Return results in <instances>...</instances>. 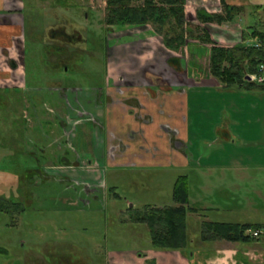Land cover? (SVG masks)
<instances>
[{"label": "crops", "instance_id": "0c3cea01", "mask_svg": "<svg viewBox=\"0 0 264 264\" xmlns=\"http://www.w3.org/2000/svg\"><path fill=\"white\" fill-rule=\"evenodd\" d=\"M201 1L206 11H221L219 0ZM230 2L242 5L243 10L232 21L207 25L213 43L190 39L182 52L168 49L150 25L116 26L121 30L111 33L115 41L103 87L93 92L71 88L66 93L37 89L50 91L44 93L51 102L45 115L34 110L42 95L36 92L32 103H27L32 109L27 127H37L30 140L32 148L45 150L51 159L53 156L47 168L81 186L79 194L96 197L98 188L105 186V168L129 167L141 172L173 168L179 173L174 183L185 176L187 205L194 209L186 218V247L148 250L138 260L129 253L117 254L120 264H142V260L150 264H264V228L248 230V239L243 241L205 238L202 233V224L210 221L264 225V82L248 89L225 88L202 65V58L208 65L212 44L231 47L241 40L242 30L232 35L225 28L242 20L245 11L243 30L251 29L252 17L254 22L257 17L264 20V0ZM257 6L260 9L254 11ZM22 9V0H0V78L14 77L17 80L12 86L18 89L26 87L23 68L17 65L10 71L5 59H16L22 47ZM191 12L194 15L190 21L194 23L196 9ZM194 24L199 22L195 19ZM110 27L115 30V26ZM130 28L137 32L131 34ZM41 122L47 124L52 136L39 132ZM73 124L84 129L78 149L91 159L75 150L64 154V148L70 150L61 143L64 129L70 128L69 140L77 138L71 130ZM21 140L0 133V159L21 152ZM248 181L255 183V192L249 189ZM26 197L31 198L29 194ZM18 201L25 207L22 200ZM252 230H260L259 235L254 237ZM44 235L32 238L51 237ZM51 243L43 246L49 248ZM24 244L20 239L16 249L20 252ZM16 249L0 242V259L12 258L8 264H39L33 255L25 261L13 259L18 255Z\"/></svg>", "mask_w": 264, "mask_h": 264}, {"label": "rangeland", "instance_id": "374dc122", "mask_svg": "<svg viewBox=\"0 0 264 264\" xmlns=\"http://www.w3.org/2000/svg\"><path fill=\"white\" fill-rule=\"evenodd\" d=\"M22 2L20 31L23 81L26 87L15 93L0 89V133L15 135L17 140L23 137V141L19 144L21 152L15 157L0 159V200H22L25 207L23 211L12 209L6 212L0 209L1 245L6 243L16 249L18 241L22 239L25 241L23 250L19 252L16 249L19 256H14L13 259L20 258L25 261L33 255L43 264H120L117 254L121 253L132 254L137 260L143 259L144 252L159 248L152 246L147 225L133 222L130 217L135 209H143L145 205L161 207L173 204V183L179 173L173 168L145 172L134 171L129 167L105 168L102 173L105 186L98 188L96 197L79 194L81 186L71 181L59 180L60 174L47 168L53 162V156L51 159L48 152L40 151L35 146L32 148L30 140L37 127H34V130L28 128L27 124L30 122L27 118L23 119L32 116V109L27 103H32L30 99L36 92L42 95L43 99L34 104L35 113L45 115L46 106H51L44 94L50 91L40 92L37 89L53 86L57 92L71 88L93 92L103 87L107 63L112 56L110 50L115 41L111 33L121 29H117L115 25L114 30L103 22L105 0ZM73 2L78 4L80 9L79 6L77 9L76 6L68 7L70 4L74 6ZM201 6V0H188L186 10L189 17L194 15L191 11ZM245 12L242 20L225 28L226 33L237 35L235 30H243L247 17ZM252 19L254 24L255 19ZM62 24L77 29L82 35V40L75 43L73 48L69 45L66 47V54L72 51L76 53L69 55V60L66 58L67 64L64 65H60L56 58L59 52H52L48 46L49 29ZM248 30L251 31L252 28ZM128 31L131 34L137 32L134 28ZM249 39L255 40L251 36ZM61 59L63 62L65 58ZM202 59V65L207 67V59ZM33 89L36 90L31 91ZM4 124L5 127L1 126ZM38 130L44 135L52 136L44 122H41ZM83 131L80 126L77 127V138L69 140L72 145L68 151L71 154L75 150L84 158L91 159V156H85L86 153L83 154L78 149V141L85 137ZM47 139L44 146L49 142ZM247 185L255 192L253 181H248ZM28 194L31 196L30 200L26 197ZM257 202L259 203V200ZM255 213L259 215L260 210ZM40 233L51 237L32 238ZM46 242H50L52 246H43ZM38 245L42 246L39 248ZM49 250L52 251L53 257H47L46 252ZM1 261L8 264L12 258H1L0 264ZM141 262L150 264L145 260Z\"/></svg>", "mask_w": 264, "mask_h": 264}, {"label": "trees", "instance_id": "16d2710c", "mask_svg": "<svg viewBox=\"0 0 264 264\" xmlns=\"http://www.w3.org/2000/svg\"><path fill=\"white\" fill-rule=\"evenodd\" d=\"M219 1V12L197 8L195 19L199 24H194L185 11L187 0H105L103 22L107 26L150 25L168 49L182 52L190 39H197L200 43H213L207 25L232 21L243 10L242 5L233 4L230 0ZM259 9L257 6L254 11ZM256 20L251 31L248 30L250 27L242 30L241 40L233 46L212 45L209 48V74L225 88L248 89L255 85V82L245 79V75L259 74L258 67L264 63V20L259 21V17ZM250 36L255 42H250ZM172 200L173 204L170 205H145L143 209H135L130 217L133 222L147 225L150 242L155 248L180 249L186 247L189 241L186 218L188 212L194 209L187 205L188 187L185 176H180L175 181ZM0 209L6 212L12 209L22 211L24 206L20 201L1 199ZM262 228L264 225L210 221L202 224V233L205 238L243 241L248 239V230Z\"/></svg>", "mask_w": 264, "mask_h": 264}, {"label": "flooded vegetation", "instance_id": "af4514ba", "mask_svg": "<svg viewBox=\"0 0 264 264\" xmlns=\"http://www.w3.org/2000/svg\"><path fill=\"white\" fill-rule=\"evenodd\" d=\"M73 4H74V6H71V4H70V6H68V7H71V8H74L75 6V9H77V6H79L78 4L76 5L74 2H73ZM78 9H80V6H79V8ZM69 20H72V19H70L69 18ZM107 26V25H106ZM110 26H115V25H110ZM110 26H107V27H110ZM117 26V25H116ZM147 26V25H146ZM146 26H142V27H146ZM135 27H141V26H135ZM49 33H48V35H49V37H50V39H49V41H50V45H48V46H50L51 47V51L53 52L54 50H56V52L58 51L59 52V54H57V60L59 61V64L60 65H64V64H67V59L69 58V55L70 56H72L73 55V53H76V51H72L71 53L69 52V53H67L66 54V47L69 45V46H75V43H77L78 41H80V40H82V35H81V33H80V31H78L77 29H75V28H71V27H66L65 26V24H62V25H58V26H52L50 29H49V31H48ZM56 40H58V41H56ZM201 44V43H200ZM212 45H214V44H212ZM211 45V46H212ZM210 46V47H211ZM73 48V47H72ZM20 50H18V55L16 56V59H5V65L7 66V67H9V69H10V71H13L14 70V68H16V66L17 65H20L22 68H23V71H24V65H23V58H22V47H20L19 48ZM171 50V49H170ZM61 58H65L64 59V61L62 62L61 60H63V59H61ZM67 58V59H66ZM208 58H209V49H208ZM61 59V60H60ZM69 60V59H68ZM173 59H170V62L171 63H173ZM60 62H62V63H60ZM261 64H264V63H261ZM260 64V65H261ZM259 65V66H260ZM207 68H208V65H207ZM258 70H259V67H258ZM260 73H262L260 70H259V74ZM252 74H257V73H252ZM249 76L251 75V74H248ZM13 76H15L14 74H13ZM15 80H17V79H15L14 77H12V76H10V77H8V78H0V89L1 90H3V91H11L12 93H15V92H19L20 91V89H18V88H15V87H13L12 85H14V83H15ZM249 80H251L250 78H249ZM251 81H253V82H257V81H254V80H251ZM260 83V82H259ZM261 83H263V82H261ZM25 89V88H24ZM48 89H53V86H50V87H48ZM66 90V89H65ZM61 92H65L64 90L63 91H61ZM48 109V107L46 106V110ZM22 118H23V116H22ZM27 117H24L23 119L25 120ZM29 118V117H28ZM27 118V119H28ZM92 119V118H91ZM61 125H64L63 124V122H62V124ZM2 126V125H1ZM76 129H77V126H76V124H73V126L71 127V130H72V132H73V134L75 133V131H76ZM70 130V128L68 127V128H66V129H64V131H63V138H64V140H62L61 141V143H63L62 145H64V146H66V144H67V147L68 148H71V142L69 141V135H70V133H71V131L70 132H68ZM22 139H23V137H22ZM47 147V146H46ZM65 150L63 151L64 152V154H65V152L67 151L68 152V150L66 149V148H64ZM74 150V149H73ZM43 151H45V150H43ZM58 174H60V173H58ZM60 176H61V179H59V180H66L65 178H64V176H63V174H60ZM23 211V210H22ZM51 250V249H50ZM48 251V252H46V253H48L47 254V257L48 256H52L53 257V253H52V251ZM49 259V258H48ZM38 262H39V264H43V263H40V261L38 260ZM45 264V263H44ZM64 264V263H63Z\"/></svg>", "mask_w": 264, "mask_h": 264}, {"label": "built area", "instance_id": "2783aa9c", "mask_svg": "<svg viewBox=\"0 0 264 264\" xmlns=\"http://www.w3.org/2000/svg\"><path fill=\"white\" fill-rule=\"evenodd\" d=\"M259 70L262 72L260 74H251L250 79L257 82H264V64L259 66ZM260 233V230H252V235L257 237Z\"/></svg>", "mask_w": 264, "mask_h": 264}, {"label": "water", "instance_id": "95a60500", "mask_svg": "<svg viewBox=\"0 0 264 264\" xmlns=\"http://www.w3.org/2000/svg\"><path fill=\"white\" fill-rule=\"evenodd\" d=\"M250 76L248 74L245 75V79H249Z\"/></svg>", "mask_w": 264, "mask_h": 264}]
</instances>
